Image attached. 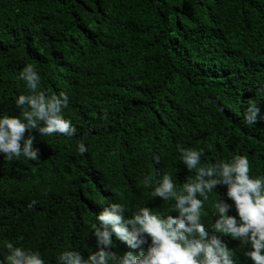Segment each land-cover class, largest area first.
<instances>
[{
  "label": "trees",
  "instance_id": "trees-1",
  "mask_svg": "<svg viewBox=\"0 0 264 264\" xmlns=\"http://www.w3.org/2000/svg\"><path fill=\"white\" fill-rule=\"evenodd\" d=\"M0 155L5 264H170L125 220L264 264V0H0Z\"/></svg>",
  "mask_w": 264,
  "mask_h": 264
},
{
  "label": "clouds",
  "instance_id": "clouds-1",
  "mask_svg": "<svg viewBox=\"0 0 264 264\" xmlns=\"http://www.w3.org/2000/svg\"><path fill=\"white\" fill-rule=\"evenodd\" d=\"M6 155V154H5ZM4 155H0V164L4 161ZM1 170L0 169V190L6 192L7 194L9 192L8 189H6L5 185L3 184V173L1 177ZM2 179V180H1ZM3 181V182H2ZM5 183V182H4ZM92 206V203L89 204ZM108 203L103 204L102 206H99L95 211V218L96 222L99 223L102 217L105 215V213L108 210ZM117 213V212H116ZM115 213V214H116ZM114 214V215H115ZM112 215L108 220L101 223V234L102 236L107 240H114L121 242V247L123 248V252L126 256V258L129 257L127 250H126V243L123 241L122 237L123 234L118 232V230L115 228V217ZM257 218L252 219V222L249 220L247 225L240 222L235 227L239 229L238 235L234 236L236 239L239 240V242H247L250 240V234L251 230L253 228L254 221ZM125 225V231H130V242L139 244H147L149 243V247L151 250H153L156 253H165L170 256V264H235L237 261L233 250L227 249L224 251H220L215 248L216 244L212 242H198V241H192L195 247V250H192L187 243H182L181 245H178L177 243H169L166 238L164 237L163 230L167 226L160 220L158 222H154L155 230L152 233H148L146 238H140L137 235V232H133L127 221H123ZM115 235L118 237H115ZM26 246V243H25ZM26 247H22L20 251H18L17 255L19 257V263L20 264H50L48 261L45 262V258L41 257L40 255L36 254L34 250ZM25 250V253L23 254ZM70 253V252H69ZM80 257V252L73 251L72 253V260L78 261L77 258ZM10 260H13V255L10 256ZM132 264H135L133 262V259L131 260ZM13 262V261H12ZM0 263L5 264L4 259L0 256ZM143 264H156L154 261H146ZM241 264H250V263H241ZM255 264V263H253ZM257 264V263H256Z\"/></svg>",
  "mask_w": 264,
  "mask_h": 264
},
{
  "label": "bare ground",
  "instance_id": "bare-ground-1",
  "mask_svg": "<svg viewBox=\"0 0 264 264\" xmlns=\"http://www.w3.org/2000/svg\"><path fill=\"white\" fill-rule=\"evenodd\" d=\"M115 237L117 238V240H120V239H118V237L115 235ZM77 260H78V262H79V264H81V261H82V259H79V258H77ZM132 260V259H131ZM134 262V261H133ZM136 264V263H135Z\"/></svg>",
  "mask_w": 264,
  "mask_h": 264
}]
</instances>
